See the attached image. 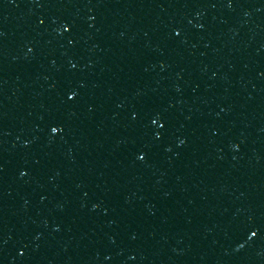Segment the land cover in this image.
I'll return each instance as SVG.
<instances>
[{"label":"water","instance_id":"obj_1","mask_svg":"<svg viewBox=\"0 0 264 264\" xmlns=\"http://www.w3.org/2000/svg\"><path fill=\"white\" fill-rule=\"evenodd\" d=\"M0 264H264V0H0Z\"/></svg>","mask_w":264,"mask_h":264},{"label":"snow or ice","instance_id":"obj_2","mask_svg":"<svg viewBox=\"0 0 264 264\" xmlns=\"http://www.w3.org/2000/svg\"><path fill=\"white\" fill-rule=\"evenodd\" d=\"M70 99H71V97H70ZM153 123H155V121H153ZM53 131H55V129H53Z\"/></svg>","mask_w":264,"mask_h":264}]
</instances>
